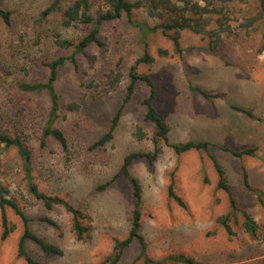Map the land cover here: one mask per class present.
Masks as SVG:
<instances>
[{
	"label": "rangeland",
	"instance_id": "1",
	"mask_svg": "<svg viewBox=\"0 0 264 264\" xmlns=\"http://www.w3.org/2000/svg\"><path fill=\"white\" fill-rule=\"evenodd\" d=\"M52 1L0 0V7L10 13L9 23L0 19V133L19 138L28 147L32 184L40 193L60 200L47 208L36 199L29 192L16 149L0 143V185L6 197L18 204L32 233L62 252L46 255L27 240V254L40 264H108L103 261L113 253L116 242L127 238L132 210L127 180L119 177L106 189L99 188L117 174L127 155L153 151L156 128L144 120L142 105L149 87L138 81L130 99L123 102L130 67L147 54L151 62L137 64L136 72L153 83L152 105L168 127L169 143L207 142L209 147L208 151L190 149L176 154L159 142L161 151L155 161L138 157L132 163L130 171L142 189L140 234L146 257L161 264H180L164 261L178 255L196 264H264V196L261 205L243 178L246 174L250 188L264 194L260 0H192L216 10L205 14L206 30L216 33L210 36L189 29L171 31L168 36L159 30L144 35L125 15L104 22L98 33L104 46L91 44L84 54L75 55L76 67L66 63L54 83L60 106L55 127L65 136V150L52 138L40 146L50 108L46 92L20 89L22 84L45 83L49 76L46 64L72 53L71 48L56 44L57 37L76 44L92 29V24L84 23L62 26L63 12L75 0H62L41 18ZM105 9L103 0H91L89 13L94 19ZM131 18L149 27L159 22L142 9L134 10ZM175 35L181 54L170 38ZM117 72L120 78L110 87ZM122 105L113 139L91 148L108 131ZM246 149H253L252 154H231ZM211 157L224 171L236 205L232 213L227 193L218 188ZM171 179L184 208L167 194ZM65 204L85 216L81 223L89 232L82 239L71 228ZM243 212L257 226L254 236L245 232ZM4 213L11 232L1 240L0 210V264H26L17 256L22 221L8 207ZM222 217H227L231 234L218 221ZM44 218L54 221L58 229ZM143 261L134 240L118 264Z\"/></svg>",
	"mask_w": 264,
	"mask_h": 264
},
{
	"label": "trees",
	"instance_id": "2",
	"mask_svg": "<svg viewBox=\"0 0 264 264\" xmlns=\"http://www.w3.org/2000/svg\"><path fill=\"white\" fill-rule=\"evenodd\" d=\"M62 0H53L49 6L42 12L41 18L50 15L55 9L58 8ZM106 6V9L103 13L96 16L94 19L93 16L89 13L90 10V2L91 0H75L67 8L64 10L62 15V26L65 28H69L77 23L84 24H92V29L90 33L84 36L79 42L73 44L65 39H61L57 37L56 44L61 48H71L73 51L69 56L60 57L55 59L46 66L49 69V76L45 83L41 84H22L20 85V89L24 91L30 92H40L45 91L48 95L50 108L47 114V119L44 123L42 129V136L40 140V146L45 145V140L47 138H52L58 142L62 149H66L67 143L64 134L61 130L55 127V123L59 118V97L56 94L54 83L58 78V71L61 69L66 63H70L72 66L76 67V59L75 55L84 54L85 49L91 45L95 44L97 47H103L104 44L98 38V33L101 25L104 22L112 21L120 19L123 15H125L128 19V22L135 27L141 34H153L156 31H161V33L165 36H168L167 33L174 31L177 33L178 31L189 29L194 33L201 34H216L215 32H209L206 30L208 26V20L205 18V14L215 12L214 8H208L206 5L200 6L198 2H193L192 0H103ZM142 9L148 17L153 19H158L159 22L153 27H149L143 23H139L137 21L132 20L131 14L134 10ZM260 15L264 19V0H260ZM0 19L5 23H9L10 13L8 11L3 10L0 7ZM173 41L174 49L178 54H181V49L178 44V35L170 36ZM263 46L262 50H264V34L262 36ZM151 59L146 54L144 57L139 58L136 61V64L130 67L129 70V84L127 86V94L124 99V103L127 102L133 91L136 83L138 81L143 82L146 86L149 87V95L142 101V105L145 106L146 111L144 114V120L151 122L155 128V136L153 138V151L152 152H133L127 155L120 167L119 171L111 181L102 185L99 189H106L115 179L119 177H124L130 187V198H131V217H130V230L126 239L122 241L116 242L113 253L108 256L103 263L108 264H118L124 250L134 241L140 245V257L144 259L143 264H161V262H154L148 257H146L145 249L146 245L144 243L143 237L140 234V220H141V207H142V189L139 181L135 178L131 171L130 167L132 163L138 157H146L150 162L156 160L158 154L161 151L159 142L163 143L166 146L171 147L176 154H181L190 149L204 150L208 151L209 144L207 142H187L183 145L177 146L169 143L167 134L168 127L163 122V120L158 116L156 109L152 105V100L155 96L153 83L147 75H139L136 72V65L139 63H150ZM120 78V74L116 73V78L114 82L109 84L110 87H115V83ZM194 91H198L203 97L209 99L210 96L202 90H198L194 88ZM123 103V104H124ZM73 108V107H71ZM123 105L118 109L117 113L113 117L110 123V127L108 131L103 134L98 140H96L91 148L101 147L110 142L113 139V132L116 127L119 113L122 110ZM240 110V109H237ZM241 111V110H240ZM138 138L142 139L143 134L141 133V129L138 130ZM0 143H2L5 147H14L23 163L24 176L28 184L29 192L36 198L45 203L47 208L52 206V203L60 202L58 198H51L46 196L45 194L40 193L37 188L31 182V153L28 147L19 139L12 138L6 134L0 133ZM230 152V151H229ZM253 149H246L241 152L231 153L234 156L240 157L244 154H252ZM212 164L218 174V188L225 191L228 195L229 205H230V213L236 211L235 201L231 195L229 186L224 177V171L222 167L217 163L216 159L211 157ZM246 174H243L245 187L250 189V191L255 194L256 200L262 204L261 197L264 194L256 193L254 189L250 188L246 181ZM167 194L173 199L179 206L185 207L182 199L175 193L173 181L167 186ZM67 211L71 215V228L74 231L77 239H82L83 236L89 232V227L85 226L81 223V220L85 219V216L79 212L78 210L73 209L68 204H65ZM8 207L12 209V211L17 215L23 224V234L21 235L18 245H17V256L19 258H23L26 264H40L33 260L25 250V243L27 240L35 243L40 250L46 255L55 254L61 255V250L56 247L51 246L46 243L42 238L38 237L34 233H32L28 228L29 220L23 213V211L19 208L18 204L6 197V191L0 185V210H1V240H5L9 233L11 232L10 227L7 224V219L4 213V209ZM264 207V205H263ZM244 217L243 227L245 232L251 236H254L257 231V226L253 219L245 212L242 213ZM47 224L51 225L55 229H58L57 224L50 220L49 218H44ZM225 228L227 233L231 234V230L227 224V217L219 218L218 220ZM164 261H173L180 264H196V262L187 256H170ZM163 261V262H164Z\"/></svg>",
	"mask_w": 264,
	"mask_h": 264
}]
</instances>
